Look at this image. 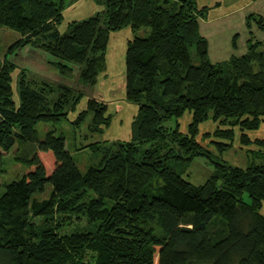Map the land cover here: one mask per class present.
Masks as SVG:
<instances>
[{
	"label": "trees",
	"instance_id": "trees-1",
	"mask_svg": "<svg viewBox=\"0 0 264 264\" xmlns=\"http://www.w3.org/2000/svg\"><path fill=\"white\" fill-rule=\"evenodd\" d=\"M76 1L0 0V28L20 35L0 62V165L14 149L24 168L0 195V264H264V137L247 134L264 123L263 42L248 39L241 55L212 62L199 31L209 7L197 0H95L100 10L60 32ZM144 27L147 36L135 34ZM124 28L135 130L81 145L98 156L81 173L64 136L39 138L36 125L75 113L71 124L87 123L91 135L109 127L108 103L86 89L106 69L111 34ZM24 48L39 55L42 73L8 59ZM205 122L211 134L201 133ZM235 139L247 165L211 158ZM194 160L211 167L202 184L186 177ZM46 183L49 195L35 197Z\"/></svg>",
	"mask_w": 264,
	"mask_h": 264
},
{
	"label": "rangeland",
	"instance_id": "rangeland-1",
	"mask_svg": "<svg viewBox=\"0 0 264 264\" xmlns=\"http://www.w3.org/2000/svg\"><path fill=\"white\" fill-rule=\"evenodd\" d=\"M197 4L198 6L206 5L209 7L205 17L200 21L199 31L208 41V57L212 62H224L232 56L241 55L248 47V39H250L249 42L262 41L264 49V28L260 29L255 21L257 15L264 18V0H197ZM100 9L101 6L95 0H77L63 11L62 21L58 25L59 31L64 32L68 22L86 19ZM250 14L253 15V19H248ZM148 33L149 28L146 27L135 32L141 37L147 36ZM131 36L128 28L111 34L106 50V69L100 75L98 83L93 87L88 86L86 89L89 97H96L108 103V110L112 114V119L109 127L103 133L91 135L86 127L87 123H83L80 128H75L71 124L75 113H70L68 119L61 122H39L36 125L39 138H42L47 130H54L55 135L64 136L65 148L69 151L81 173L98 162V156L91 152L88 147L81 148V145L91 141L126 140L131 137L135 130L134 118L137 106L127 102L124 95L125 44L128 37ZM19 37V33L14 30L7 27L0 28V62L9 45ZM16 52L8 55V59L19 68L25 67L37 73L43 71L44 66L40 64L41 61L38 59L41 58L37 53L28 48ZM191 53L193 63L197 64L194 49L191 50ZM51 74V71L48 75L44 72V75L49 78ZM86 100L87 97L84 96L78 104V109L85 106ZM189 118V115L186 114L180 119L181 129H185ZM214 128L212 122H205L200 125L202 134H211ZM256 131L264 135V123ZM203 141L207 142L208 138L206 137V140ZM236 141L235 139L232 149L225 151L222 155L215 153L211 158L236 166L247 165L251 157L236 149ZM13 153L14 149H11L2 155L0 195L4 190V185L18 179L24 170L23 165L14 160ZM209 171H211V167L208 163L194 160L186 169V177L194 184H202L210 175ZM50 190V184L46 183L44 192L36 193L35 197H47ZM261 212L264 214V205ZM83 223L81 221V224Z\"/></svg>",
	"mask_w": 264,
	"mask_h": 264
},
{
	"label": "crops",
	"instance_id": "crops-1",
	"mask_svg": "<svg viewBox=\"0 0 264 264\" xmlns=\"http://www.w3.org/2000/svg\"><path fill=\"white\" fill-rule=\"evenodd\" d=\"M215 127V125H214ZM215 129V128H214ZM247 134L249 135L250 138L254 139V138H258V137H264V135H262L261 133L257 132L256 130L254 131H249L247 132ZM236 149L243 152L245 151V146H242L241 144H239L238 139H236ZM233 148V147H232ZM210 173V171H209Z\"/></svg>",
	"mask_w": 264,
	"mask_h": 264
}]
</instances>
